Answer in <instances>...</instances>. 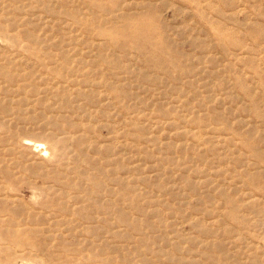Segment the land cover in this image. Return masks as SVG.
Masks as SVG:
<instances>
[{
	"label": "rangeland",
	"instance_id": "374dc122",
	"mask_svg": "<svg viewBox=\"0 0 264 264\" xmlns=\"http://www.w3.org/2000/svg\"><path fill=\"white\" fill-rule=\"evenodd\" d=\"M0 264H264V0H0Z\"/></svg>",
	"mask_w": 264,
	"mask_h": 264
}]
</instances>
